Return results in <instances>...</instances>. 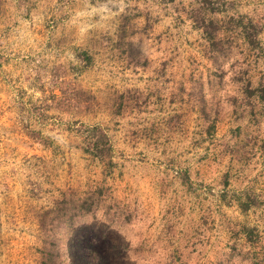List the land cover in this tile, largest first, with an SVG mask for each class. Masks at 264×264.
<instances>
[{
  "label": "rangeland",
  "instance_id": "rangeland-1",
  "mask_svg": "<svg viewBox=\"0 0 264 264\" xmlns=\"http://www.w3.org/2000/svg\"><path fill=\"white\" fill-rule=\"evenodd\" d=\"M225 1L258 26L261 50L234 36L218 70L188 0H0V264H40L38 214L96 186L130 217L86 221L105 264H247L243 225L264 253V103L250 112L232 80L264 74V0ZM123 25L143 65L117 46ZM54 76L93 107L57 108ZM128 93L139 108L118 107ZM85 126L105 130L111 164L82 151Z\"/></svg>",
  "mask_w": 264,
  "mask_h": 264
},
{
  "label": "trees",
  "instance_id": "trees-1",
  "mask_svg": "<svg viewBox=\"0 0 264 264\" xmlns=\"http://www.w3.org/2000/svg\"><path fill=\"white\" fill-rule=\"evenodd\" d=\"M189 7L186 10L187 18L194 28L201 32L205 42V53L213 63L221 70L220 66L231 52L233 37L238 36L251 50L260 51L258 39L259 28L250 19L243 15L226 16L229 9L225 0H188ZM218 17H223L219 19ZM123 25L119 32L118 47L127 57L140 63L138 47L126 38L131 36ZM127 40V41H126ZM79 56L88 61L86 53L80 52ZM244 73L233 74L232 80L241 84L240 90L244 103L249 111L254 110L257 103H264V74L252 85L250 81H242ZM58 76L52 77L51 83L59 87V97L55 106L64 111H76L82 113L93 107V99L83 90L70 88L64 79ZM127 107L139 108L140 95L128 93L117 98L118 107L124 102ZM144 101V100H143ZM256 102V103H254ZM204 112V111H203ZM82 139V151L102 163L111 164L112 146L109 136L100 126H85L79 132ZM106 188L96 186L89 190L76 193L72 190L64 191L59 199L54 200L53 205L38 214V227L42 234V246L40 249V264H105L106 257L97 252L98 239L85 228L89 218H96L101 213L108 227L117 223H128L130 217L122 214L118 205L112 203L106 193ZM254 200L247 196L239 201L242 212L249 211L254 205ZM120 221V222H118ZM244 237L250 247L253 257L247 264H264V253L258 256L253 254L260 247L262 235L256 227L243 225L237 232Z\"/></svg>",
  "mask_w": 264,
  "mask_h": 264
}]
</instances>
